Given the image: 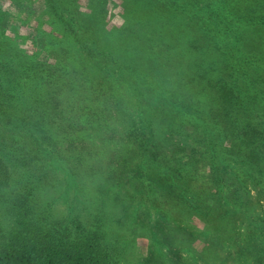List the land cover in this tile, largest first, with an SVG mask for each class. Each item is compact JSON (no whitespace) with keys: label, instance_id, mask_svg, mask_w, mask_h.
<instances>
[{"label":"trees","instance_id":"1","mask_svg":"<svg viewBox=\"0 0 264 264\" xmlns=\"http://www.w3.org/2000/svg\"><path fill=\"white\" fill-rule=\"evenodd\" d=\"M42 2L78 58L47 68L48 78L43 67L48 64L40 63L33 48L30 53L0 37V136L25 133L43 163L57 161L65 168L67 159L76 158L88 173L108 169L109 176L72 174L70 225L51 221L40 207L29 208L19 218L20 228L0 242V264H115L104 221L91 216L80 194L91 185L113 189L128 217L131 174L137 171L150 188L160 185L179 203L195 205L198 214L204 193L195 190L209 191L216 172L231 191L247 186L249 169L264 179V155L247 150L257 145L248 139L258 140L264 130V0ZM185 20L206 44H190L184 52L174 43L154 44L156 34L173 41L175 27L187 28ZM80 68L85 76L73 81L67 70ZM186 125L201 136L208 176L160 152L161 132L186 137ZM261 141L263 151L264 137ZM58 143L67 145L63 159L59 150L55 155ZM131 155L138 163L121 173L118 165L129 163ZM160 158L166 161L158 164ZM12 184L11 165L0 153V199Z\"/></svg>","mask_w":264,"mask_h":264},{"label":"rangeland","instance_id":"2","mask_svg":"<svg viewBox=\"0 0 264 264\" xmlns=\"http://www.w3.org/2000/svg\"><path fill=\"white\" fill-rule=\"evenodd\" d=\"M117 18L111 17L112 20ZM185 22L187 28L175 27L173 41L156 34L154 44L174 43L182 52L190 44H206L195 25ZM0 37L13 40L30 53L33 48L40 63L48 64L43 66L48 78L51 77L47 68L62 67L65 62L78 58L70 38L49 18L42 0H0ZM67 71L73 81L77 80L76 76L83 77L87 72L82 68L79 72ZM104 100L103 97L101 108L106 107ZM104 120H108L107 115ZM184 129L188 136L182 138H174L170 131H160L157 139L163 147L160 152L164 157L173 153L176 160L191 163L195 171L202 169L208 176L211 168L209 160H203L207 154L201 136L192 126L186 125ZM262 133L264 137V130ZM256 136L248 139L257 143L247 149L248 155L255 152L264 155L260 148L262 137L256 140ZM34 143L27 134L18 131L0 136V153L8 158L13 171V184L0 199V242L20 228L19 218L29 208L36 210L40 207L51 221L64 220L70 225L68 210L76 191L75 187L68 188L72 174L82 172L97 179L109 176L108 169L88 173L83 169L82 161L76 158L67 159L65 168L57 161L45 164ZM66 147V143H61L55 155L58 156L59 150V158L63 159ZM165 161L160 158L157 163ZM126 163L122 161L118 165L121 173L125 172L121 169L129 168L128 165L132 169L138 162L131 155V161ZM260 167L264 173V157ZM216 173L218 177L213 174L211 184L206 186L210 192L203 186L195 190L197 194L204 193L200 203L202 214L194 211L195 205L190 207V203H179L172 195L167 196L160 185L150 188L140 171L131 174V181L135 183L129 194L128 217L125 207L108 186L91 185L80 194L91 216L100 215L104 221V228L114 243L115 264H264V179L249 169L247 186H234L236 189L231 191L221 180L225 177ZM159 175L163 177L161 173ZM206 183L204 181L202 185ZM173 228L179 230L171 231Z\"/></svg>","mask_w":264,"mask_h":264}]
</instances>
